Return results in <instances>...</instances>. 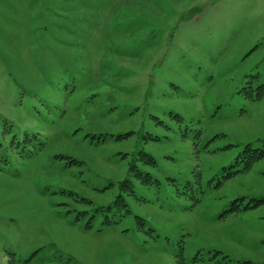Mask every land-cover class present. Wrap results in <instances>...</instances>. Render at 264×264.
Returning <instances> with one entry per match:
<instances>
[{
  "label": "rangeland",
  "instance_id": "374dc122",
  "mask_svg": "<svg viewBox=\"0 0 264 264\" xmlns=\"http://www.w3.org/2000/svg\"><path fill=\"white\" fill-rule=\"evenodd\" d=\"M248 145L264 0H0V264L264 263Z\"/></svg>",
  "mask_w": 264,
  "mask_h": 264
},
{
  "label": "trees",
  "instance_id": "16d2710c",
  "mask_svg": "<svg viewBox=\"0 0 264 264\" xmlns=\"http://www.w3.org/2000/svg\"><path fill=\"white\" fill-rule=\"evenodd\" d=\"M130 133H124V134H119L117 135V138H124V137H127L129 136ZM247 149H251L253 151L252 155L250 156V159L249 161L247 162V164H245L244 168L242 170H249L252 166V164L258 160V159H261L264 157V147L263 148H257V149H252L249 147H247ZM73 162H76V163H79V161L75 160V159H72ZM148 161L152 162V163H155V159L152 157V156H149L148 157ZM240 170H237L235 171L234 173L236 172H239ZM128 180H125V182H127ZM242 198H239L238 200H242ZM264 202V199H257V202L253 205L251 204H247L245 205L244 209H248V208H252V207H256L258 205H260L261 203ZM117 203H119V200H117ZM111 209V206H107V210H110ZM241 209V206L239 204V201L235 200V204L227 211H236V210H239ZM105 222H108V223H111V220L109 219H106ZM243 263H246V264H264V263H254L252 261H244Z\"/></svg>",
  "mask_w": 264,
  "mask_h": 264
}]
</instances>
